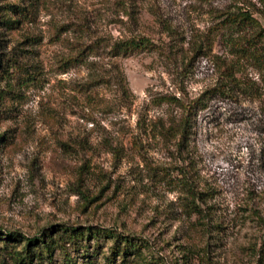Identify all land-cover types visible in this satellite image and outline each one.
Wrapping results in <instances>:
<instances>
[{
	"label": "rangeland",
	"instance_id": "374dc122",
	"mask_svg": "<svg viewBox=\"0 0 264 264\" xmlns=\"http://www.w3.org/2000/svg\"><path fill=\"white\" fill-rule=\"evenodd\" d=\"M237 7L264 27L260 0H0V264H106L111 239L71 245L84 227L145 242L114 264H257L264 99L214 90L219 37L196 51ZM168 98H202L185 138Z\"/></svg>",
	"mask_w": 264,
	"mask_h": 264
},
{
	"label": "trees",
	"instance_id": "16d2710c",
	"mask_svg": "<svg viewBox=\"0 0 264 264\" xmlns=\"http://www.w3.org/2000/svg\"><path fill=\"white\" fill-rule=\"evenodd\" d=\"M260 3L263 4V8H257L255 13L264 17V0H260ZM213 18V23L201 42H196L198 44L196 51L201 49L210 51L212 43L219 37L220 44L230 57L227 60L218 55L212 56L218 72V80L214 90L228 97L242 95L264 99V27L253 16V13L243 7H237L235 10L216 11ZM4 23V18L0 16V25ZM150 47L151 43L148 40L138 38L114 44L112 52L116 55L120 51L128 53L146 50ZM95 48L93 45L79 46L74 56L69 57L67 61L75 64L83 55L91 53ZM249 68L256 73L257 81L248 79L246 71ZM171 99L181 109V134L185 138L191 126L192 115L198 105L202 104V98H198L192 103H185L176 98ZM171 99L168 98L167 101L169 102ZM67 238L73 246L83 241L89 244L92 240L99 242L100 238L111 239L112 246L109 248L106 264H114V259L118 255L125 258L128 253L138 252L139 249L145 247V242L140 238L126 236L116 230L97 227L67 229ZM26 241L28 246H38L42 248L43 252L50 255V247L45 241L40 239H27ZM83 252L88 253V250ZM121 264L127 263L122 260ZM257 264H264V240L258 254Z\"/></svg>",
	"mask_w": 264,
	"mask_h": 264
}]
</instances>
